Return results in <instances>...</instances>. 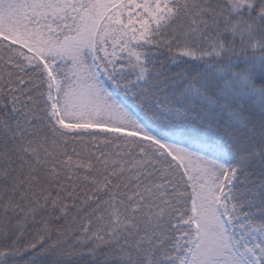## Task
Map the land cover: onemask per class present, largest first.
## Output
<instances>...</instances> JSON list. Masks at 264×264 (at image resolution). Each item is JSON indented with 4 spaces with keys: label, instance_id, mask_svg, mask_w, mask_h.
I'll use <instances>...</instances> for the list:
<instances>
[{
    "label": "snow or ice",
    "instance_id": "snow-or-ice-1",
    "mask_svg": "<svg viewBox=\"0 0 264 264\" xmlns=\"http://www.w3.org/2000/svg\"><path fill=\"white\" fill-rule=\"evenodd\" d=\"M0 264H264V0H0Z\"/></svg>",
    "mask_w": 264,
    "mask_h": 264
}]
</instances>
